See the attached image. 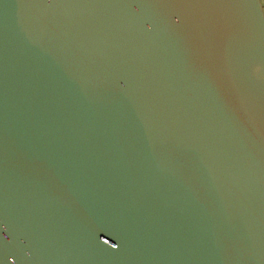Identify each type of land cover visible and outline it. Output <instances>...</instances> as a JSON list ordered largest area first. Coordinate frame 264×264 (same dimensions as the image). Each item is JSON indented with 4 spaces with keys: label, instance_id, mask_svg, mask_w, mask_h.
<instances>
[{
    "label": "water",
    "instance_id": "obj_1",
    "mask_svg": "<svg viewBox=\"0 0 264 264\" xmlns=\"http://www.w3.org/2000/svg\"><path fill=\"white\" fill-rule=\"evenodd\" d=\"M0 264H264L258 0H0Z\"/></svg>",
    "mask_w": 264,
    "mask_h": 264
},
{
    "label": "rangeland",
    "instance_id": "obj_2",
    "mask_svg": "<svg viewBox=\"0 0 264 264\" xmlns=\"http://www.w3.org/2000/svg\"><path fill=\"white\" fill-rule=\"evenodd\" d=\"M258 2H259V6H260V12L262 15V19L264 21V0H258Z\"/></svg>",
    "mask_w": 264,
    "mask_h": 264
}]
</instances>
